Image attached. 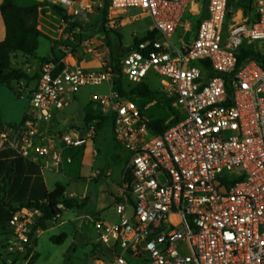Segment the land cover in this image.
<instances>
[{
  "label": "built area",
  "instance_id": "1",
  "mask_svg": "<svg viewBox=\"0 0 264 264\" xmlns=\"http://www.w3.org/2000/svg\"><path fill=\"white\" fill-rule=\"evenodd\" d=\"M59 2L74 16L85 8ZM108 5L111 20L138 11L153 22L155 35L143 39L148 32L119 59L123 80L139 86L150 73L164 77L161 89L183 118L148 119L114 87L108 48L87 39L80 53L65 47L33 69L29 109L20 125H0V149L59 172L72 163L64 151L91 149L97 125L110 123L130 158L115 205L118 221L94 220L110 253L96 264H264V60L252 49L264 41V0L237 11L230 0H207L193 39L179 45L172 37L186 13H201L197 0ZM90 60L99 66L85 67ZM103 84L109 91L93 96L99 108L93 119L61 129L56 115L80 88ZM40 215L35 207L14 212L7 264L32 257Z\"/></svg>",
  "mask_w": 264,
  "mask_h": 264
},
{
  "label": "rangeland",
  "instance_id": "2",
  "mask_svg": "<svg viewBox=\"0 0 264 264\" xmlns=\"http://www.w3.org/2000/svg\"><path fill=\"white\" fill-rule=\"evenodd\" d=\"M91 7L90 11L85 12L84 33L82 39H94L100 42L101 48L106 46L103 31L105 25L109 29L107 37L112 45L109 50L120 56L123 49L134 46V39L144 37L152 25V19L138 11L120 17L114 21L109 18L107 13V23L103 22L102 2L100 10L94 5V0H86ZM205 5L207 0H197ZM257 0H232L231 9L252 10ZM27 4H33L34 0H27ZM202 15L186 13L182 25L172 37L174 44L179 45V41H191L196 31V25ZM78 18H81L79 16ZM38 24V22H37ZM66 35L72 36V31L67 30ZM79 40V36L77 37ZM80 41V40H79ZM68 47L72 46L68 44ZM252 49H256L264 60V41L255 42ZM75 50V49H73ZM54 51L60 56V50L55 39L41 38L36 54V60L30 59L31 66L37 67L40 59H48ZM103 50L99 51L101 59ZM13 66L22 70L26 68L25 58L15 56L12 60ZM85 67L90 68L85 62ZM165 79L150 73L144 81L152 90L150 96H143L137 92L128 95L142 110L143 114L151 121L165 123L173 118L182 119L184 116L180 106H172V101L167 98L162 91L161 81ZM34 87V80L28 86L7 85L0 86V117L3 125H20L29 109V91ZM125 89L131 90L138 88L124 80ZM109 91L108 84L100 86H83L76 94V100L65 111L57 113L58 122L65 124H81L84 116L91 113H98L99 108L92 101L93 96L103 95ZM64 129V127H61ZM61 143H59L60 145ZM99 153L94 160L90 155H85L84 160H75L70 166L61 167L55 173L44 169V179L49 190L54 189L57 182L66 186V196L71 198L88 197V202L83 209H64L60 206V216L48 223L46 230L37 232L36 243L31 247L32 257L26 260H15L13 264H96L97 258L103 257L102 254L106 247L99 241V234L95 228L94 220L117 222L118 216L115 214L116 198L120 195L121 173L129 158V152L125 146L115 139L113 128L110 123L105 124L99 131L98 137L93 144ZM101 169L102 172L98 173ZM110 173V176H108ZM11 229L6 225H0V264L6 263L7 251L4 250L5 239L8 238ZM65 239L55 242L52 238ZM130 264H138L136 260L129 259Z\"/></svg>",
  "mask_w": 264,
  "mask_h": 264
},
{
  "label": "trees",
  "instance_id": "3",
  "mask_svg": "<svg viewBox=\"0 0 264 264\" xmlns=\"http://www.w3.org/2000/svg\"><path fill=\"white\" fill-rule=\"evenodd\" d=\"M96 8L99 10L102 2L103 22L107 23L108 0H95ZM232 0H230V5ZM56 11L63 17L66 29L72 31L76 25L69 23L70 18L63 15L62 11L56 8ZM1 13L5 24L6 36L0 42V86L12 84L13 80L25 78L29 83L35 79V74L29 76L30 71L22 70L13 66V58L21 54L26 62L30 59H36L37 50L39 48L40 39L47 38L38 29L39 6H19L4 0L1 5ZM103 31L108 35L109 29L104 25ZM104 36V42L108 48L112 45L110 39ZM155 32H149L143 39L153 37ZM140 39H134V44H137ZM123 49L120 56L112 53L109 67L112 69L113 85L120 91L121 95L128 97L135 92L150 96L152 90L147 85H139L138 88L126 90L124 80L121 74V69L118 65L119 59L124 55ZM246 55L243 52L241 58ZM54 59L58 57L53 55ZM47 59H40L43 62ZM22 87V85H19ZM91 115L85 116V122L92 120ZM0 118V125H1ZM97 129H101V124L97 125ZM88 202V197L82 200L66 196V186L57 183L53 190L49 191L44 179L42 168L40 165L22 157L15 151L4 148L0 149V225L9 227L10 220L15 211L23 207H35L41 213L37 217L36 224L32 230L34 244L37 240V232L46 230L48 223L56 219L61 212L60 206L64 209H83ZM10 228V227H9ZM65 239V235L61 238H52L53 241L59 242ZM11 240V231L8 238L5 239L6 250L9 241ZM30 252V251H29ZM109 251L104 250L102 256L108 257ZM0 254V258H1ZM26 258V257H25ZM28 258V255H27Z\"/></svg>",
  "mask_w": 264,
  "mask_h": 264
},
{
  "label": "crops",
  "instance_id": "4",
  "mask_svg": "<svg viewBox=\"0 0 264 264\" xmlns=\"http://www.w3.org/2000/svg\"><path fill=\"white\" fill-rule=\"evenodd\" d=\"M74 1H75V5H74L75 9H80L81 5H84L83 7H85L81 11V13L79 15H76V16L70 15L69 13H67V11L65 10L64 6L59 2V0H34L33 4H27L28 3L27 0H11L12 3L17 4L19 6L38 5L39 6L38 29L47 38L51 37L52 39H55V42H56V44L59 47L60 53H62V51H63V49L65 47H68V44H70L72 46V48L75 49V51L80 53L81 49L78 46L79 43L81 41L87 40V39H82V37L80 38L82 33H84V28H85L84 27L85 24L82 23L83 22L82 18L85 19V15L84 14H85V12L90 11L91 7H89L87 5V1L86 0H74ZM3 2H4V0H0V42L3 41L5 39V36H6L5 24H4V20H3V17H2V13H1V5L3 4ZM94 2H95L94 5L96 6V4H97L96 2L97 1L94 0ZM199 4H200V11H201L200 15H202L201 16V18H202L204 16L203 9H205V5L206 4L203 5L200 2H199ZM100 7H101V5H100ZM56 8L59 9L60 11H62L63 15H65V16L70 18L69 23L71 25H76V27L72 30V33H71L72 36L71 37H69V34L66 35V33H65V32H67L66 25L64 23L63 17L56 11ZM99 10H100V8H99ZM79 16H81V18H78ZM78 36H79V40L80 41L77 40ZM43 38H45V37H43ZM96 42L100 46V42L99 41H96ZM53 55L56 56V57H59V56H57V54L54 51H52V55L48 59L52 58ZM19 56H22V55L19 54ZM34 60H36V59H34ZM88 64L92 65L91 67H98L99 66V63H98L97 60H90V61H88ZM25 68H26L27 71H30V70H33L35 67L31 66L30 62H26V67ZM91 114H96V113H91ZM85 116H84L83 121L81 122V124H65L64 126L59 124V127L60 128L61 127L65 128L67 126H72V125L81 126L85 122L84 121L85 120ZM100 130L101 129H99V131ZM99 131L97 133L96 139L98 137ZM96 139H95V141H96ZM94 149L96 150V148H94L92 146L91 149L89 148V149H86V150L83 149V148H77V149H71V150H68V151H64L65 155H71L72 156V163H70V164L65 163V164H63V166L64 167L70 166V165H72L74 163L75 160H80L82 162L84 160L85 155H90V154H91L92 159L94 160V158L96 157V155L93 154V150ZM97 152L99 153V151H97ZM129 158H130V153H129ZM129 158H128V160H129ZM128 160H127V162H128ZM43 170L44 169H42V172H43ZM46 170H49L51 172L57 173V171H53V170H50V169H46ZM99 170H100V172H98V173H101L102 170L101 169H99ZM122 173H123V171H122ZM122 173H121V181H120V191H121ZM108 176H110V173H108ZM57 183H59V182H57ZM48 190H49V188H48ZM49 191H51V190H49ZM85 197H87V196L83 195V197L79 198V200H82ZM118 198H119V196L116 198V200Z\"/></svg>",
  "mask_w": 264,
  "mask_h": 264
},
{
  "label": "water",
  "instance_id": "5",
  "mask_svg": "<svg viewBox=\"0 0 264 264\" xmlns=\"http://www.w3.org/2000/svg\"><path fill=\"white\" fill-rule=\"evenodd\" d=\"M131 47H126L124 53H128L130 51ZM34 75V70H31L29 73V76H33ZM13 85H22V86H28V80L25 78L22 79H16L12 81ZM100 172V170L98 171Z\"/></svg>",
  "mask_w": 264,
  "mask_h": 264
},
{
  "label": "bare ground",
  "instance_id": "6",
  "mask_svg": "<svg viewBox=\"0 0 264 264\" xmlns=\"http://www.w3.org/2000/svg\"><path fill=\"white\" fill-rule=\"evenodd\" d=\"M241 14L238 15V17L240 16Z\"/></svg>",
  "mask_w": 264,
  "mask_h": 264
}]
</instances>
